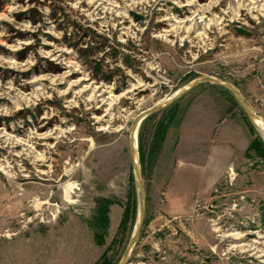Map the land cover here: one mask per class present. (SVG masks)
I'll return each mask as SVG.
<instances>
[{"label":"rangeland","instance_id":"374dc122","mask_svg":"<svg viewBox=\"0 0 264 264\" xmlns=\"http://www.w3.org/2000/svg\"><path fill=\"white\" fill-rule=\"evenodd\" d=\"M203 76L264 119V0H0V264H119L134 121ZM137 149L126 264H264V136L230 89L151 114Z\"/></svg>","mask_w":264,"mask_h":264},{"label":"water","instance_id":"95a60500","mask_svg":"<svg viewBox=\"0 0 264 264\" xmlns=\"http://www.w3.org/2000/svg\"><path fill=\"white\" fill-rule=\"evenodd\" d=\"M205 83H210L213 85L217 86H222L230 89L236 96L238 102L241 104V106L244 108L245 112L248 114V116L254 120H258L261 117L257 115L254 110L243 100L241 97L239 91L230 83L219 80L215 77L211 76H203L200 77L193 82H191L189 85L186 87L182 88L181 90L177 91L174 96L169 98L163 103L160 104H155L152 107L148 108L147 110L143 111L134 121V124L131 129L130 133V141H131V154H132V160H133V168H134V173L136 176V181L138 184V196H139V214H138V221L137 225L134 231V234L131 238V241L128 245V248L121 259L119 264H126L129 256L136 244L137 238L140 233V229L142 227L143 219H144V207H145V192H144V185H143V180H142V175H141V169H140V162H139V155H138V149H137V133H138V128L140 127V124L144 119H146L148 116L151 114H154L160 110H163L173 104L176 100L180 99L182 96H184L186 93H188L190 90L196 88L197 86ZM136 147V149H135ZM136 157H138V160L136 161Z\"/></svg>","mask_w":264,"mask_h":264},{"label":"bare ground","instance_id":"6f19581e","mask_svg":"<svg viewBox=\"0 0 264 264\" xmlns=\"http://www.w3.org/2000/svg\"><path fill=\"white\" fill-rule=\"evenodd\" d=\"M87 90V88H84L83 91ZM176 94V93H175ZM175 94H173L172 96H174ZM169 98L171 97H168L164 100H161L160 102L156 103V104H160V103H163L165 102L166 100H168ZM254 124L256 125V127L258 128V130L263 134L264 136V119L261 117L260 119L258 118V120H254ZM9 140V139H8ZM137 146V145H136ZM136 149V147H135ZM138 160V157H136V161ZM36 206L39 205V202H37L35 204ZM238 246V245H237ZM240 247V246H238Z\"/></svg>","mask_w":264,"mask_h":264}]
</instances>
